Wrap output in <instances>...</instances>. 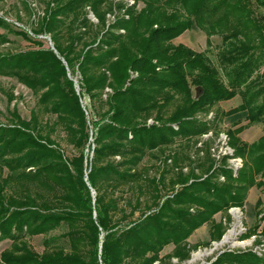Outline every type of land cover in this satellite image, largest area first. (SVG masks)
<instances>
[{"label":"trees","instance_id":"16d2710c","mask_svg":"<svg viewBox=\"0 0 264 264\" xmlns=\"http://www.w3.org/2000/svg\"><path fill=\"white\" fill-rule=\"evenodd\" d=\"M254 4L264 0H48L30 33L48 35L53 50L0 18V30L37 47L0 54V70L31 90L38 107L28 120L14 108L10 123L0 124V241H12L0 264H181L222 239L229 210L244 208L252 186L264 188L257 180L264 178V135L252 145L227 135L233 157L243 161L236 176L230 157L217 164L208 141L194 160L179 149L164 156L156 176L145 160L178 138L208 134L210 124L195 115L237 96L241 104L227 114L244 113L247 125L264 132V16ZM194 27L206 36L205 51L172 43ZM213 36L221 37L218 65L207 55ZM8 42L0 33V45ZM76 73L78 93L70 79ZM58 127L74 149L70 159L52 137ZM36 183L54 192L53 200L33 195ZM217 214L224 220L216 222ZM204 225L209 241L190 245ZM58 229L65 247L50 236ZM257 229L243 237L261 243ZM33 236L45 238L41 254L24 240ZM169 245L172 252L161 256ZM209 264H264V257L224 251Z\"/></svg>","mask_w":264,"mask_h":264},{"label":"rangeland","instance_id":"374dc122","mask_svg":"<svg viewBox=\"0 0 264 264\" xmlns=\"http://www.w3.org/2000/svg\"><path fill=\"white\" fill-rule=\"evenodd\" d=\"M48 0H2L0 1V18L4 19L7 23H10L13 27V30H25L28 34L36 40H39L43 43L44 48L53 50V43L48 35H40L34 37L30 30L36 27V22L39 17L43 15L44 10V2ZM115 2H122L127 5H132L133 0H113ZM254 1V0H252ZM26 4L29 5L32 9V12L26 8ZM143 7L142 3H139L137 9L140 10ZM254 10L256 14L264 16V6H257L254 4ZM88 18L96 22L93 14L89 13ZM108 20H113V18L107 17ZM0 33L6 34L9 40L8 43L0 45V54H14L18 52H24L32 49H37L36 46L33 45L31 41L23 39L21 36L15 35L11 32H7L4 30H0ZM212 47L208 49L207 55L213 62V64L218 65L217 52L221 48V37L213 36L211 38ZM174 45L183 44L186 47L194 50L195 52H203L206 50V36L200 31L198 28L194 27L191 30L184 32L178 38L172 40ZM264 71V68L261 69V72ZM8 72L7 69L0 70V124L8 125L10 123V112L16 108L20 116L28 120L30 117V112L32 110L38 111L37 107V99L33 95L32 91L23 86L15 77H10L6 75ZM70 75V74H69ZM70 79H72L74 83V89L78 93L80 76L78 73L74 75H70ZM8 93L10 96H13V100L10 102L8 100V96L5 94ZM110 92L108 89L106 93ZM192 92L196 95V90L193 87ZM83 107H88V111L86 115L89 114L88 118L93 119V111L88 106V99L85 97L83 100ZM241 104V99L237 96L230 101L220 102L215 105L209 112H201L195 115L194 119L201 125L210 124L211 131L202 136V137H194L193 142L189 139L185 140L182 138L176 139V141L168 146L164 151H155L150 156H148L145 160L147 166L152 165L150 168L149 175L156 176L160 173L159 166L161 167V171L163 168L162 159L164 156L172 153L174 150L178 151V149L183 152H188L187 156H190L191 160L196 159L198 156L202 157V152L198 151L202 147L203 142L208 141V147H210V152L212 153V157L216 160L217 164L223 156H228L234 154L233 149L228 145L227 135L232 136L236 140L239 141L238 145L241 143H245L248 145H252L257 142L264 132H262V126L260 124L247 125L248 122L245 119L244 113H235L232 115L227 114V112L235 109L237 106ZM170 108L169 110H171ZM45 118L47 116H44ZM53 118V117H52ZM154 122L149 120L147 125H152ZM239 131L240 127H243ZM196 126L192 127L195 128ZM216 128V132L213 130ZM90 136L92 134L90 128ZM52 137L60 144L61 148L64 151V155L66 158L70 159L74 154V149L71 145L67 144L65 141V134L60 127L56 129L55 134ZM92 139L90 138L87 147H89V151L86 149V153H89L90 159L92 158V150L95 147L92 143ZM237 144V143H236ZM193 145V146H192ZM199 152V153H198ZM227 154V155H225ZM220 156V157H219ZM219 157V158H218ZM234 158V157H230ZM228 159V167L231 168L234 173L235 166L238 169L242 167L243 161L240 158H236L235 160ZM117 160V159H116ZM248 160L245 158L244 162ZM183 168V166H181ZM168 171V170H167ZM184 172L187 171L186 168L183 169ZM169 172V171H168ZM8 173L7 169H4V175ZM170 174V172H169ZM171 175V174H170ZM166 176H169L166 173ZM236 176V175H234ZM257 180H261L264 182V178L257 177ZM31 192L38 195H42L49 200H53L52 196L54 192L51 190H44L41 188V185L38 183L31 186ZM171 191L165 190L163 194H170ZM94 192H92V196H94ZM264 202V188H258L257 186H252L248 193L247 199L245 201V205L243 209L233 208L229 210L230 222L227 224V230L222 237V239L218 242H212L210 246L207 247H199L196 251L191 253L190 259L182 262L181 264H209L216 259V257L227 250L242 252L253 250L258 254L264 256V238L261 239V243L256 244V235L250 238H244L249 231L258 227L256 234L261 235V232L264 231V220H262V216H264V209L261 207H257L256 204L258 201ZM129 211V210H127ZM138 218V213L134 215L132 220ZM216 222L220 220H224L221 214H217L214 217ZM234 230V234L230 237L228 242H224V239L227 235H229V231ZM62 234V230L58 229L53 231L50 236H55L57 241L64 246L65 239ZM44 237L43 236H33L26 237L24 240L28 243V246L32 248L35 252L41 254L44 251ZM209 241V225H204L200 230L194 232V235L189 239L190 245L202 244L203 242ZM12 246L11 240H3L0 241V257L4 250L10 249ZM65 247V246H64ZM173 246H167L161 253V256L167 255L166 252H170ZM172 252V251H171ZM170 252V253H171ZM169 253V254H170ZM172 264H179L176 259L171 260Z\"/></svg>","mask_w":264,"mask_h":264},{"label":"built area","instance_id":"2783aa9c","mask_svg":"<svg viewBox=\"0 0 264 264\" xmlns=\"http://www.w3.org/2000/svg\"><path fill=\"white\" fill-rule=\"evenodd\" d=\"M225 155H227V154H225ZM219 157H220V156H219ZM219 157H218V158H219ZM230 157H233V155L231 154ZM232 159L235 160L236 158H230V160H232ZM235 171H236L235 173H234V171H233L234 175L237 174V171H238L237 166H235ZM221 180H223V178H221ZM227 251H231V250H227ZM251 251L254 252L255 254H257L258 256H262V255L258 254L256 251H253V250H251ZM262 257H264V256H262Z\"/></svg>","mask_w":264,"mask_h":264},{"label":"bare ground","instance_id":"6f19581e","mask_svg":"<svg viewBox=\"0 0 264 264\" xmlns=\"http://www.w3.org/2000/svg\"><path fill=\"white\" fill-rule=\"evenodd\" d=\"M234 234V230L229 231V235H227L224 239V242H228L230 240V237Z\"/></svg>","mask_w":264,"mask_h":264},{"label":"crops","instance_id":"0c3cea01","mask_svg":"<svg viewBox=\"0 0 264 264\" xmlns=\"http://www.w3.org/2000/svg\"><path fill=\"white\" fill-rule=\"evenodd\" d=\"M201 228H202V227H201ZM198 230H200V228H199ZM198 230H197V231H198ZM193 235H194V234H193ZM193 235H192V236H193ZM192 236H191V237H192ZM191 237H190V238H191ZM190 238H189V239H190ZM189 239H188V242H189ZM172 250H173V248H172ZM172 250H171V251H172ZM171 251H170V252H171ZM170 252H169V253H170ZM169 253L166 252V254H169Z\"/></svg>","mask_w":264,"mask_h":264}]
</instances>
